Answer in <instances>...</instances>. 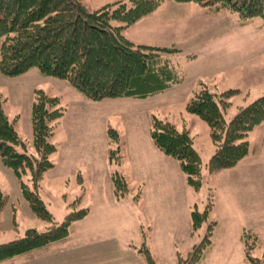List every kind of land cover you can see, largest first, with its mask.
Masks as SVG:
<instances>
[{"label":"rangeland","instance_id":"obj_1","mask_svg":"<svg viewBox=\"0 0 264 264\" xmlns=\"http://www.w3.org/2000/svg\"><path fill=\"white\" fill-rule=\"evenodd\" d=\"M112 1L115 0H83L89 9ZM123 33L135 43L181 49V53L170 56L172 64L184 79L180 84L145 99L115 98L100 101L107 111L106 123L118 130L122 144L124 141L125 149L122 148L123 159L120 165H110L102 149L104 134L98 127L103 125L104 118L103 114L94 113L96 106L93 105L98 101L86 98L66 80L42 74L36 67L15 77L0 73V98L4 100V109L10 118L17 116L18 131L29 152H35L30 114L33 88H42L52 95L60 96L61 105L65 107L64 115L54 122V134L50 138L57 147L56 152L50 156L56 166L45 174L39 189L57 221L72 209L69 203L77 196L83 195L77 207L94 204L87 195L90 189L82 187L81 177L83 183L92 185L94 182L90 175L93 178L92 174L99 172L101 180H97L100 181L97 190L100 189L105 195L107 192L113 195L111 172L115 170L121 171L131 186L136 185L131 178H134L133 172L139 161L135 162L138 156L131 142L132 138H141V142L148 138L152 142L149 137L151 113L174 123L180 130H188L205 163L215 145L210 138L208 124L196 114L185 110L188 99L203 86L217 93L238 88L239 92L228 99L231 104L224 113L225 119L230 120L242 106L264 92V26L260 17L243 20L230 10L215 12L209 6L197 2L164 0L156 11L126 27ZM188 54L195 56L190 58ZM122 99L131 101L121 103ZM109 100L117 101L114 106L102 104ZM82 101L86 106L82 105ZM100 109L102 113L104 109ZM248 140L250 152L238 165L212 172V175L203 166L204 183L198 190L186 183L177 161L162 153L171 162L170 178L165 188L142 186L131 190L136 191V194L141 190L145 199L147 197L155 202L164 198V209L156 204L155 212L152 211L154 214L148 215L149 219L144 215L146 218L143 220L144 230L149 234L147 244L155 264H175L176 253L186 255L201 240L211 221L217 224L212 231L211 245L204 252L200 264H249L241 240L244 229L256 236L252 255H262L264 124L250 131ZM148 147L145 144L147 152ZM10 172V178L0 180V187L9 196L7 205L0 212V218L12 214V227L16 223L18 226L16 235L24 236L31 227L41 230L45 222L35 216L34 219L30 218L29 214L33 212L21 193L17 177L12 175V170ZM104 174L108 177L103 178ZM208 196H211L213 202L208 220L199 229L192 231L190 211L194 208L203 210ZM13 205L17 207V212ZM15 212L17 221L14 223ZM119 225L118 222V228ZM131 225L129 222L130 236L123 235V238L130 237L136 243L130 231ZM77 228V225L73 227V235ZM151 231L155 234L152 241ZM142 262L145 264L144 258ZM94 264H104V261L99 260Z\"/></svg>","mask_w":264,"mask_h":264},{"label":"trees","instance_id":"obj_2","mask_svg":"<svg viewBox=\"0 0 264 264\" xmlns=\"http://www.w3.org/2000/svg\"><path fill=\"white\" fill-rule=\"evenodd\" d=\"M173 1L197 2L215 12L230 10L243 20L260 17L264 26V0ZM163 2L115 0L89 9L83 0H0V73L15 77L36 67L44 75L66 80L92 101L145 99L162 93L184 79L170 56L181 53V49L135 43L124 35L123 29L156 11ZM238 92V88H229L217 93L203 86L186 102L185 110L199 116L210 128L215 148L205 163L188 130H180L174 123L150 114L149 136L155 147L177 161L186 183L195 190L204 183L203 166L212 173L237 165L250 152L249 132L264 124V92L242 106L230 120L225 119L224 113L231 104L228 99ZM33 93L31 127L35 152L28 151L16 127L17 116L9 117L0 98V158L17 177L31 211L45 224L41 230L32 227L24 236L16 235L0 243V262L67 238L72 225L89 212L88 207H77L81 200L78 197L70 203L72 209L57 221L39 193L45 173L55 166L50 156L57 147L50 138L54 134V122L64 115L65 107L60 96L45 89L34 88ZM106 133L108 163L120 165L121 135L110 125ZM111 180L116 199L126 197L131 191L121 171L111 172ZM140 195L141 190L134 199ZM8 201V194L0 187V212ZM212 207V198L208 196L203 210L190 211L192 231L208 220ZM216 224V221L207 224L201 240L186 255L177 252L175 264H200L211 245ZM141 233L140 244L133 247L145 264H155L147 244L149 234L143 227ZM254 239V233L243 230L245 257L249 264H264V252L259 257L252 255Z\"/></svg>","mask_w":264,"mask_h":264},{"label":"crops","instance_id":"obj_3","mask_svg":"<svg viewBox=\"0 0 264 264\" xmlns=\"http://www.w3.org/2000/svg\"><path fill=\"white\" fill-rule=\"evenodd\" d=\"M100 101L93 104L94 106H96V108L94 107V110L96 109L94 113H99L100 115L103 114L104 123L100 127H97L99 131L103 132L104 134V145L102 149H104L105 155H108V145L106 144V141L108 143V138H106V128L109 123H106L107 111L104 107L101 106ZM116 101L117 100L104 101L102 104L114 106V103H116ZM122 101L131 100H120L121 103H123ZM84 103L85 102L82 101V105L86 106ZM100 108L104 109L102 113ZM119 110L121 109L119 108ZM17 123L18 119L16 122V127L18 130ZM134 136L136 137L138 135L134 134ZM132 139L133 140L131 143L133 144L135 153L138 156L135 159V162L136 160H138L139 164L135 166L136 169L133 172L134 178L132 179L130 176L131 180L134 181L133 183L136 184L135 186H131L129 184L130 189H139L142 188V186L149 188H151V186H157L164 189L166 183L168 184L170 178V158L162 155L163 153L156 147L154 148V143L152 144V140V142H150L148 138H144L143 142H141V138ZM145 144L149 145V147L147 148L148 152L146 151ZM123 148L125 149L124 141ZM54 167H52L51 169H53ZM9 170L10 168L6 167L3 163L0 164V180L11 177V170ZM210 174L212 175V173ZM12 175H14V173ZM92 175L93 178L90 175L92 182H94L92 185L90 183H88V185L86 183H83L82 177L81 182L83 188L90 189V192L89 194L87 193V195L89 199L94 202V204H90V206H84L89 208L88 214L83 219L76 221L72 225L70 234L67 238L52 243L45 248L37 249L27 254H22L10 259H6L4 261H1L0 264H94L95 262H99V260H103L104 264H144L142 262L143 258L141 260L142 255H140L136 251V249L133 247V244L138 245L140 244L139 241L142 240V233L140 231L142 227L145 228V226L143 225V220L146 217L144 215H146L149 219L148 215L154 214L156 204L160 205L164 209V198H162V200L158 202H155L152 199H147V197L145 199V197H143V194H141V197L139 199H134L136 191H130V194L128 196L118 200L114 197V193L112 195V192H107L105 195L100 189L97 190V187H99L100 185V181L97 180H101V176L97 171H95ZM104 177L108 176L104 174L103 178ZM111 187L113 188V186ZM63 196H65V194H63ZM78 197L81 198L79 203L81 204L83 195L77 196L75 198ZM13 206L17 212V207H15V205ZM16 212L15 215L13 214L15 217V221H17ZM11 215L12 214H7V217L2 216V219L0 218V243L10 240L14 236H16L15 231L18 230V226L16 223V226L12 227ZM29 216L30 218H33L35 215L33 213L31 215L29 214ZM4 220H6V222ZM122 221L124 223H122ZM118 222L120 223L119 228ZM129 222L132 224L130 231L131 234L135 237V240H137L136 243L130 237L123 238V235L130 236L128 232ZM76 225L78 228L76 234L73 235V227H75ZM154 235V232L151 231V241Z\"/></svg>","mask_w":264,"mask_h":264}]
</instances>
